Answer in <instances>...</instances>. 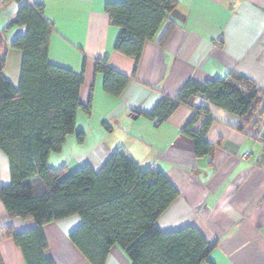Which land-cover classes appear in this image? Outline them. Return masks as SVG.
<instances>
[{"label": "crops", "instance_id": "1", "mask_svg": "<svg viewBox=\"0 0 264 264\" xmlns=\"http://www.w3.org/2000/svg\"><path fill=\"white\" fill-rule=\"evenodd\" d=\"M25 1L42 5L53 25L49 63L83 78L74 131L60 152L50 153L48 165L64 168L65 175L85 165L97 171L120 148L141 169L161 170L178 191L155 222L160 231L187 226L200 231L215 245L202 264H264L263 141L238 116L210 104L204 95L191 97L159 125L144 116L161 97L176 98L189 81L204 84L230 72L250 79L263 100L264 0H178L170 15L171 32L161 43L170 21L163 22L137 63L114 51L120 31L105 12L106 4L125 0ZM18 9L16 1L0 8V33L8 46L4 73L14 87L22 52L10 44L26 30L12 24ZM100 59L129 79L118 97L104 91L103 76L95 71ZM200 107L209 112L205 139L213 149L197 158L192 141L181 131ZM205 121L206 115H200L194 130ZM9 184L8 161L0 150V186ZM80 223L74 215L44 225L46 257L56 264H90L69 239ZM7 226L22 233L33 229L34 222L9 218L0 201L2 264H25L13 240L2 237ZM104 264L132 263L115 245Z\"/></svg>", "mask_w": 264, "mask_h": 264}, {"label": "trees", "instance_id": "2", "mask_svg": "<svg viewBox=\"0 0 264 264\" xmlns=\"http://www.w3.org/2000/svg\"><path fill=\"white\" fill-rule=\"evenodd\" d=\"M9 1L19 4L12 24L26 30L10 44L22 52L17 87L4 73L8 46L0 33V150L7 158L10 174V184L0 186V201L9 218L32 220L34 228L20 233L7 226L2 237L13 240L25 264H56L45 255L43 227L77 215L81 223L69 239L90 264H104L115 245L125 251L132 264L207 261L215 245H209L196 228L163 232L155 226L178 196L161 170L141 169L120 148L97 171L85 165L65 175L64 168L48 165L50 153L60 152L74 131L83 78L49 63L54 28L44 17V7L25 0H0V8ZM177 6L178 0L106 4L111 25L120 31L114 51L137 63L144 45L156 37L163 22L170 21ZM172 28L170 21L161 43ZM95 71L103 76L104 91L113 97H118L129 81L111 68L107 59L97 60ZM260 93L250 79L230 72L204 84L189 81L176 98L161 97L144 116L159 125L178 107L187 105L191 97L204 95L210 104L238 116L245 126L259 107ZM208 113L207 108H198L181 131L192 141L197 158L209 156L213 149L205 139L211 123ZM203 114L205 123L194 130L196 120Z\"/></svg>", "mask_w": 264, "mask_h": 264}, {"label": "water", "instance_id": "3", "mask_svg": "<svg viewBox=\"0 0 264 264\" xmlns=\"http://www.w3.org/2000/svg\"><path fill=\"white\" fill-rule=\"evenodd\" d=\"M250 127V134L254 137L263 141L264 139V100L260 101L259 107L253 114L252 118L248 121ZM248 133V131H245Z\"/></svg>", "mask_w": 264, "mask_h": 264}, {"label": "built area", "instance_id": "4", "mask_svg": "<svg viewBox=\"0 0 264 264\" xmlns=\"http://www.w3.org/2000/svg\"><path fill=\"white\" fill-rule=\"evenodd\" d=\"M263 144H264V139H263Z\"/></svg>", "mask_w": 264, "mask_h": 264}]
</instances>
